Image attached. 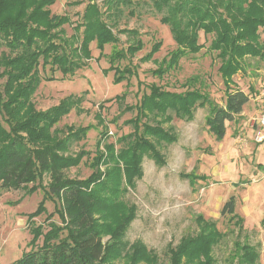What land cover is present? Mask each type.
Listing matches in <instances>:
<instances>
[{
  "label": "trees",
  "instance_id": "obj_1",
  "mask_svg": "<svg viewBox=\"0 0 264 264\" xmlns=\"http://www.w3.org/2000/svg\"><path fill=\"white\" fill-rule=\"evenodd\" d=\"M111 1L118 14L121 5L131 7L134 4L132 0ZM55 2L0 0V77H7L0 88V115L6 118L11 129L6 131L0 127V186L20 189L34 182L40 174L48 173L51 179L49 191L62 198L64 207V224L45 232L41 245L35 244L11 264H116L129 246L125 230L137 210L135 204L125 202V195L135 186L136 178L143 175L145 156L160 165L166 163L159 146L178 140L172 124L174 118L191 120L197 108L208 106V130L216 139L222 140L227 131L226 122L241 117L251 96L234 88V76L245 70L248 57L264 60V46L256 34L264 17V0H145L162 14L161 21L170 27L176 43V48L163 58L153 73L163 77L177 68L183 57L197 54L204 47L199 41L201 31L206 35L213 33L209 48L217 52L220 60L218 69L225 85V103L216 102L203 87L197 86L198 78H189L183 83L186 88L181 91L152 83L150 90L135 105L125 106L129 111L136 110V115L126 121L134 130L118 139L120 147L116 149L115 143L106 144L104 153L99 150L101 143L97 142L98 155L93 165L99 167L102 161L107 165L103 179L99 171L84 179L66 174L85 156L84 151L75 155L66 153L82 137L81 133L72 132L58 139L48 135V128L28 136L18 134L14 129L23 123V116L27 114L24 104L43 80L37 68L41 61L43 66L51 65L54 71L60 70L63 75L73 74L84 66L79 62L80 57L91 56L92 41L100 48L119 41L97 6L89 4L83 22L76 26L77 30L83 27L80 47L70 48L71 39L65 36L64 27L70 23V18L66 14L52 13L51 6ZM143 46L140 40L138 44H130L109 55L110 69L114 70L117 83L137 74L134 66L122 67L120 61ZM161 46L162 41L154 44L146 59H151ZM116 99L120 105L125 103L124 94L117 95ZM82 101V95L66 96L51 111L39 112L37 118L46 116V123L50 119L57 122ZM105 132L106 135L109 133L108 130ZM181 175L192 184L207 179V175L194 172ZM221 213L235 226L233 232L236 228L239 232L230 264H261L259 244L241 239L245 219L236 211L234 196L225 202ZM195 220L197 231L184 235L179 244L170 248L169 264H220L214 249L225 238L226 232L218 227L215 219L201 213ZM41 234L34 233L33 241L41 238ZM105 234L110 235L109 241L104 240ZM126 255L131 259L130 264H165L140 240L132 244L131 252Z\"/></svg>",
  "mask_w": 264,
  "mask_h": 264
},
{
  "label": "rangeland",
  "instance_id": "obj_2",
  "mask_svg": "<svg viewBox=\"0 0 264 264\" xmlns=\"http://www.w3.org/2000/svg\"><path fill=\"white\" fill-rule=\"evenodd\" d=\"M132 1L131 7L121 5L119 14L111 0H56L51 6L52 13L66 14L70 18V23L64 26L65 36L71 39L70 48L80 47L83 27L77 30L76 26L83 22V14L89 4L97 6L104 15L103 19L119 37L117 43H108L103 48L92 41L91 56L80 57L79 62L84 66L73 74L63 75L60 70L54 71L51 65L43 66L41 61L36 67L43 80L24 104L27 114L23 116V123L14 127L23 136L35 135L46 128L48 135L58 139L72 132L81 133L82 137L71 150L66 151L69 155L85 152L79 165L66 171L70 177L84 179L96 171L101 173L102 179L105 177L107 165L103 161L99 167L93 165L98 155L97 142L101 143L99 150L104 153L106 144L115 143L116 149L120 147L118 139L134 130L126 121L136 115V110L129 111L125 106L135 105L150 90L152 83L181 91L186 88L183 83L189 78H198L197 86L203 87L216 102L225 103V85L218 69L220 60L217 52L209 48L214 34L206 35L201 31L199 41L204 47L199 53L183 57L179 66L163 77L155 75L153 71L176 48V43L170 27L161 21V13L145 0ZM256 30L257 39L264 46V17ZM140 40L143 48L120 61L122 67L134 66L137 74L130 80L117 83L115 72L110 69L109 55L126 49L130 44H138ZM158 41H162L161 49L147 60V54ZM244 65L245 70L234 76L233 86L250 93L251 98L241 117L226 122L227 131L222 140L216 139L208 130V106L199 107L193 119L175 117L172 121L178 140L160 144L166 160L164 165L151 157H144L143 175L136 178L135 186L129 188L125 195V202L135 204L137 210L125 230L129 246L116 264H130L131 259L126 254L131 252L136 240L142 241L148 251H154L161 262L169 264L170 248L179 244L184 235L197 231L195 218L199 213L215 219L218 227L226 232L214 254L220 264H230L239 232L237 228L233 232L235 226L222 215L221 210L231 196L236 199V211L245 219L241 239L259 244L260 263L264 264V141L254 139L258 127L255 119L264 109V60L248 57ZM51 77L54 78L48 79ZM5 81L7 77H0L1 89ZM122 94L125 95V103L120 105L116 96ZM69 95H82L83 101L57 122L50 119L46 123V116L38 120L39 112L51 111ZM0 127L11 130L2 115ZM106 130L109 131L107 135ZM183 172L205 174L207 179H199L192 184L190 179L182 177ZM50 183L49 174L42 173L34 182L20 189L0 186V264H11L35 244L41 245L45 232L64 224L62 198L49 191ZM36 232L42 236L34 242ZM109 238V234L104 235L105 241Z\"/></svg>",
  "mask_w": 264,
  "mask_h": 264
},
{
  "label": "built area",
  "instance_id": "obj_3",
  "mask_svg": "<svg viewBox=\"0 0 264 264\" xmlns=\"http://www.w3.org/2000/svg\"><path fill=\"white\" fill-rule=\"evenodd\" d=\"M262 96L264 98V89H263V93ZM255 123L258 124L256 132H255V137L254 139L257 142H263L264 141V109L261 112V115L255 119Z\"/></svg>",
  "mask_w": 264,
  "mask_h": 264
}]
</instances>
